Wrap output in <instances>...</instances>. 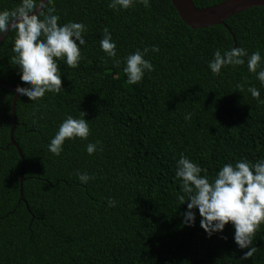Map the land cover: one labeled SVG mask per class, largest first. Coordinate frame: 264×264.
<instances>
[{
	"label": "trees",
	"instance_id": "obj_1",
	"mask_svg": "<svg viewBox=\"0 0 264 264\" xmlns=\"http://www.w3.org/2000/svg\"><path fill=\"white\" fill-rule=\"evenodd\" d=\"M191 1L207 7L223 0ZM18 3L0 0V9ZM108 3L52 0L58 24L86 26L85 44L76 68L57 61L60 92L38 101L17 96L12 138L23 155L21 187L22 160L9 138L14 93L0 85V264H264V224L252 236L255 251L247 259L231 223L209 237L193 209V225L183 224L187 201L180 203L174 175L181 153L209 178L225 163L264 159V104L247 91L255 87L264 100V87L246 59L215 75L207 67L214 51L233 47V37L236 47L264 58V6L192 28L170 0L127 10ZM105 27L119 65L100 49ZM14 36L9 30L0 41V79L25 87L12 63ZM145 47L153 70L128 84L123 60ZM68 115L85 118L89 136L66 139L54 156L48 141ZM96 141L102 150L87 154L85 146ZM77 171L93 178L82 184ZM108 198L115 207L107 206Z\"/></svg>",
	"mask_w": 264,
	"mask_h": 264
},
{
	"label": "clouds",
	"instance_id": "obj_2",
	"mask_svg": "<svg viewBox=\"0 0 264 264\" xmlns=\"http://www.w3.org/2000/svg\"><path fill=\"white\" fill-rule=\"evenodd\" d=\"M150 6V0H109L108 7L114 10H127L135 4ZM52 0H19L13 9H0V36L9 30L15 31L12 44V63L18 66L19 77L25 87L17 86L16 93L29 101H38L45 93L61 91V72L57 61L63 59L70 68H76L82 59L80 46L85 44L83 33L86 26L82 22L68 21L58 24L59 16L55 14ZM43 9V11H40ZM100 49L108 58H116L115 65L121 63L116 53V42L108 28L101 30ZM149 48L137 49L123 60V73L128 84L139 83L146 72L153 70V65L145 55ZM152 52H157L155 46ZM247 62V69L255 73L256 79L264 87V63L259 51L248 54L241 47H232L224 51L216 50L207 67L212 74H218L222 67L238 66ZM259 68V71L257 69ZM240 88V85H237ZM250 95L264 104L259 91L255 87L247 90ZM84 116L85 113L82 112ZM191 118V114L183 117ZM89 125L85 118L66 116L59 124L54 135L48 141V151L59 156L66 139H87ZM99 141L89 142L85 146L87 154L92 155L98 149ZM204 169L183 153L175 163L174 175L180 180L178 196L180 203L187 201L183 211L182 223L192 226L195 221L196 209L200 216L199 225L210 237L222 232L225 225L231 223L233 241L239 249L248 250L241 258L251 257L255 251L250 245L252 236L261 224H264V159L251 163L245 159L234 163L223 164L215 176L209 178L202 174ZM78 180L86 184L93 177L88 173L76 172ZM108 207H115L116 201L108 198ZM226 239V237H222Z\"/></svg>",
	"mask_w": 264,
	"mask_h": 264
},
{
	"label": "water",
	"instance_id": "obj_3",
	"mask_svg": "<svg viewBox=\"0 0 264 264\" xmlns=\"http://www.w3.org/2000/svg\"><path fill=\"white\" fill-rule=\"evenodd\" d=\"M170 1L174 6L176 12L178 13L180 19L192 28H201L215 24H223L225 19L235 13L241 12L253 6H264V0H223L217 4L207 7H196L191 0ZM4 35L0 36V41L4 37ZM233 42V47H236V41L234 37ZM0 85L10 91H13L14 93L12 98L13 125L9 133V138L10 144L16 147L17 152L22 160L21 169L19 172V184L21 187V182L23 181V155L21 154L19 147L12 138L15 126V102L18 94L16 93V87L5 84L1 79Z\"/></svg>",
	"mask_w": 264,
	"mask_h": 264
}]
</instances>
